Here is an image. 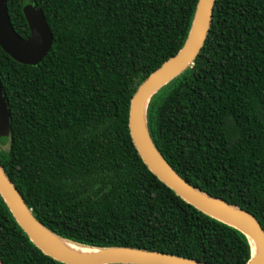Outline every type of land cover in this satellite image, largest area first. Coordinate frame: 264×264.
Masks as SVG:
<instances>
[{
  "label": "trees",
  "instance_id": "16d2710c",
  "mask_svg": "<svg viewBox=\"0 0 264 264\" xmlns=\"http://www.w3.org/2000/svg\"><path fill=\"white\" fill-rule=\"evenodd\" d=\"M29 3L53 44L38 66L0 47L11 126L0 166L34 217L79 247L248 264L249 239L162 183L130 136L134 95L184 47L199 0H7L23 39ZM147 126L180 177L264 230V0H216L204 47L152 97ZM0 261L63 264L31 242L1 194Z\"/></svg>",
  "mask_w": 264,
  "mask_h": 264
},
{
  "label": "water",
  "instance_id": "95a60500",
  "mask_svg": "<svg viewBox=\"0 0 264 264\" xmlns=\"http://www.w3.org/2000/svg\"><path fill=\"white\" fill-rule=\"evenodd\" d=\"M215 4L216 0H199L193 26L184 47L138 88L130 106V136L144 164L162 183L202 213L243 233L249 239L252 252V259L248 264H264V230L257 219L245 210L195 189L180 177L155 147L147 126V110L152 97L191 68L204 47L213 21ZM23 14L30 30L28 39L17 34L8 13L7 0H0V47L19 64L38 66L51 50L53 34L42 10L29 3L24 6ZM10 131V112L0 83V137L8 138ZM0 194L31 242L45 255L63 264H206L154 251L133 248L92 249L67 242L51 233L34 217L1 166ZM57 241L98 253L74 254L64 250ZM253 244L259 250L256 254ZM0 264L3 263L0 261Z\"/></svg>",
  "mask_w": 264,
  "mask_h": 264
},
{
  "label": "bare ground",
  "instance_id": "6f19581e",
  "mask_svg": "<svg viewBox=\"0 0 264 264\" xmlns=\"http://www.w3.org/2000/svg\"><path fill=\"white\" fill-rule=\"evenodd\" d=\"M57 243L66 251L68 252H71V253H74V254H78V255H93V254H96L98 253L97 251L95 250H89V249H83V248H78L76 246H73L71 244H68V243H65V242H62V241H57ZM253 251H254V254L258 253V247L253 244Z\"/></svg>",
  "mask_w": 264,
  "mask_h": 264
},
{
  "label": "flooded vegetation",
  "instance_id": "af4514ba",
  "mask_svg": "<svg viewBox=\"0 0 264 264\" xmlns=\"http://www.w3.org/2000/svg\"><path fill=\"white\" fill-rule=\"evenodd\" d=\"M22 1H24V0H22Z\"/></svg>",
  "mask_w": 264,
  "mask_h": 264
}]
</instances>
